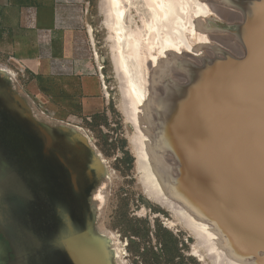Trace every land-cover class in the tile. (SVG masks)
Instances as JSON below:
<instances>
[{
    "label": "rangeland",
    "instance_id": "1",
    "mask_svg": "<svg viewBox=\"0 0 264 264\" xmlns=\"http://www.w3.org/2000/svg\"><path fill=\"white\" fill-rule=\"evenodd\" d=\"M108 1L91 0V26L98 56L95 69L100 84L96 95L83 94L79 80L69 82L36 76L17 64L8 68L13 76L0 73V108L7 110L8 100L16 109L14 117L0 115V121L8 130V134H1L6 130L0 133V264H75L65 245L60 243L71 237H75L77 264H213L214 256L207 252L208 245L190 227L181 210L177 208V212L176 208L167 206L162 198L158 200L145 188L133 140L146 133L152 147L156 145L153 152L159 156L157 163L170 188L168 199L174 200L175 207H184L183 183L188 179L184 174L185 164L176 154L175 141L168 142V131L164 133L163 128L171 124L179 106L188 107L186 93L192 91L203 99L201 73L208 72V78L214 79L220 67L239 62L246 63L247 67L257 64L259 53L263 55L264 34L259 32L260 37L254 44L257 48L249 52L244 36L235 32L246 22L244 10L238 9L237 2L259 8L264 0H188L189 24L184 42L158 51L153 56L155 59L149 55L150 68L142 70V85L147 86L143 85L146 107L138 125L129 113L135 103L128 97L129 85L117 50V38L110 27L114 20L110 13L112 4L110 8ZM221 2L224 5H220ZM210 3L213 4L211 9ZM225 6L231 9L230 13ZM220 7L227 9L226 12L223 9L225 16L212 10ZM247 8L251 15L253 8ZM131 14L137 34L141 20L133 8ZM126 51L129 57H134L132 47ZM4 63L0 59V67ZM85 71L92 72V69ZM248 92L225 91L217 100L223 108L217 107L214 112L219 115L223 136L230 138L224 150L215 153L218 167L210 168V172L216 174L214 189L221 201L230 199L233 188L237 189L239 203L242 201V181L237 179V186L232 183L235 169L244 176H253L247 145L255 135L257 141L264 118L255 129H248L250 119L245 121L244 118L249 102L245 100L237 107L238 95L246 96ZM227 94L235 96L228 99ZM61 124L79 127L88 136L90 147L73 139L71 131L61 130ZM45 135L50 144L47 152L43 149ZM237 147L240 156L235 152ZM93 151L101 154L111 170L108 181L91 168ZM252 151L254 156H262L264 146L258 142ZM234 161L237 164L232 167L234 165L230 164ZM54 204L63 206L61 217L56 216ZM68 211L72 216V229L66 217ZM216 216L206 215L211 220L216 218L215 223L220 224ZM259 249L264 250L261 246ZM247 257L250 254L245 255Z\"/></svg>",
    "mask_w": 264,
    "mask_h": 264
},
{
    "label": "bare ground",
    "instance_id": "2",
    "mask_svg": "<svg viewBox=\"0 0 264 264\" xmlns=\"http://www.w3.org/2000/svg\"><path fill=\"white\" fill-rule=\"evenodd\" d=\"M110 1L111 3L109 4ZM188 2V0H109L107 2L109 7L112 4V8L110 7L112 11L110 10V13H112L111 16L113 18H111L114 21L110 19L113 21V25L111 24L110 27H112V31L114 30V35L117 38V50L120 55V60H122L124 64L123 72L127 78V84L129 85L127 88L129 90L126 91L130 95L128 97H131L132 102L135 103V108H131L133 111L129 109V113H132L131 116H133L137 125L141 124L139 120L140 114L141 112L143 113V109L146 107V98H144L146 97V94L143 88L144 84L142 85L141 74L143 71H147L150 66H148L150 63L147 61L149 60L147 58L149 55L153 57L158 51L165 50L166 47H176L184 42L183 38L185 37V34H187V26L189 24L186 14ZM221 4L222 2L220 5ZM243 5L244 4L237 2L238 9L243 8L244 10L243 12L245 14L246 22L245 24L238 26L237 29H235V32L239 36H244L243 40H245L246 47L249 49V52L250 50H253L254 52V48H257L254 45L255 41L258 37H260L259 32L264 34V5L258 6L259 8H253L248 4ZM212 6L213 4L210 3V9ZM247 6H250V9L253 8V13L251 15H249ZM132 8L139 15L142 24L141 27L137 28V34H135L133 30V28L137 26L134 17L131 14ZM214 8L212 9L214 12L218 14L221 13L225 16V14H223L224 8L222 9V7H220L222 10L219 8H216L218 10H215ZM225 8L227 7L225 6ZM227 9H224L225 12ZM230 10L228 13H230ZM128 47L133 48L134 57H129L127 55L126 50ZM260 54L262 53H259V60H257L256 65L257 68H259V73L264 79V49L263 55ZM256 65L247 67L246 63L242 64L239 62L230 66H223L220 67L219 71L216 73L218 77H215L214 79L208 78V72H204L203 74L201 73L200 82L202 84L200 86L204 87L203 99L196 97L192 91L186 93V103L188 104V107L186 104L185 106H179L176 113L174 111V115L171 118V124L164 126V133L168 131V142H176H174V147L177 148L175 149L176 154L180 155L186 168V171L184 169V174L188 179L184 181L185 183H183L184 190L186 191L183 193V195L185 194L184 196H186V198H183V200L186 199V201H184V207H175L177 205L174 204V200L172 199V201H170L168 199L170 196V188L165 183L162 176V169L157 163L159 156L153 152L156 145L152 147L151 142L148 140L149 137L147 136V138L145 136L146 133H143L144 135L142 137L138 135L139 137H137V139L133 138L139 163L138 165L142 170L141 178L146 186L144 187L150 193L158 197V200L162 198V200L167 203V206L169 205L172 209L179 208V210H181V214L185 216L184 218H188L189 221L187 219L186 220L189 222L190 227L195 230L194 232L197 233L198 237L201 236V238L204 239V244L208 245L207 252L213 254L214 256L213 264H264V250H260L261 248L259 249L260 246L264 249V243L262 244V239L264 238V155L261 154L262 156H254V151H252V148L255 147L258 142L260 143V146H264V117L260 116L259 118V116L253 115V110H251L250 105L247 110H245L246 117L244 118L245 121H249L250 119L248 129L251 130L261 122L263 123V128L261 129L260 127V134L257 135L258 142L254 140L255 135L254 138L251 137V142L247 145L248 156H250L249 162L252 164L250 167L251 174L253 176H244V174H241L239 169H235L236 171H234L235 177L232 183L237 186V179H240L243 183L244 188L242 189L241 195L242 201L239 203L237 200L238 193L237 189L234 191V188L232 189L233 195H231L230 199L227 201H221V197L218 195L219 193H217L214 189L216 174H214L215 172H210V168L214 169L215 165L216 168L218 167L215 153H221V151L224 150L223 146L228 144V140H230L229 137L227 140L225 136H223L224 132L222 126L220 127L219 124V115L214 113L217 107L218 109H221V107L223 108L222 103H218L217 100L223 94H226L224 93L225 91L232 92L235 90L237 91V89L240 92L242 91V94L249 91L247 96H253L252 91L250 90H256V86L252 87L254 83H257V88H264V84H262L263 86L260 84V81L262 83L264 80L261 77L258 78L256 76ZM0 73L7 76L14 75L12 70L10 71L4 66L0 67ZM253 78L256 79L253 80ZM149 81L151 82V80ZM145 86L146 85H144V87ZM150 87L151 85H149V89L151 90ZM208 87L213 89L209 92L207 90ZM247 88L250 90H247ZM227 95L229 96V94ZM232 96H229L228 99H231ZM260 98L263 99V97ZM260 98L253 97L254 103L258 109L260 107L264 108V102L261 101ZM245 100H247L246 96L238 95L237 107L239 105L241 107ZM175 103H177V101ZM174 105L176 106L177 104ZM258 109L257 112H259ZM126 113L129 114L127 110ZM259 120L261 121L260 123ZM135 127L137 126L135 125ZM60 128L64 131H71L73 139L90 147L91 144L88 136H86L79 127L71 124H61ZM148 128L150 127L148 126ZM140 129L142 130L143 128ZM228 130H230V128H228ZM235 134L237 135V132H235ZM245 134L247 137L249 136L248 132ZM171 135L175 138L173 139ZM238 137L236 138L239 139ZM158 142H161L159 141V138ZM237 143L238 142L236 141V144ZM238 148L239 147H237L235 152H238L239 154ZM170 162H172V160H169V163ZM236 164L237 161H234L230 165H234L232 167H235ZM90 166L96 173L104 176L106 181L110 179L112 174L111 170L104 163L100 153L93 151ZM239 174H241L242 180L239 178ZM99 195L101 194L99 193ZM95 198H97V196H95ZM176 211L178 212V209ZM227 211L230 213H226ZM206 215L209 217L217 215L219 217L220 224L215 223L216 218L211 220L207 218ZM244 219H248V221L243 223L242 220ZM225 225L228 229L225 228ZM223 228L225 231L227 230L228 233H225ZM208 253L207 255H209ZM248 254H250V257L245 258V255ZM197 255L199 258H204L202 254ZM115 256L117 257L118 255L116 254Z\"/></svg>",
    "mask_w": 264,
    "mask_h": 264
},
{
    "label": "crops",
    "instance_id": "3",
    "mask_svg": "<svg viewBox=\"0 0 264 264\" xmlns=\"http://www.w3.org/2000/svg\"><path fill=\"white\" fill-rule=\"evenodd\" d=\"M95 57L91 0H0V59L36 76L79 80L94 96Z\"/></svg>",
    "mask_w": 264,
    "mask_h": 264
},
{
    "label": "water",
    "instance_id": "4",
    "mask_svg": "<svg viewBox=\"0 0 264 264\" xmlns=\"http://www.w3.org/2000/svg\"><path fill=\"white\" fill-rule=\"evenodd\" d=\"M256 68H257V65H256ZM260 73H259V68H257V71H256V76L259 78V77H261L262 78V76H261V74L259 75ZM256 77V78H257ZM256 78H253V80L254 79H256ZM263 79V78H262ZM261 79V80H262ZM264 80V79H263ZM260 84H261V86H263L262 84H264V81H262V83H261V81H260ZM256 86V90H250V91H252V95L253 96H247L246 95V98H247V101L249 102V105L251 106V110H253V115H255V116H259V118H260V116H263L264 117V108H262V107H260L259 109L256 107V105H255V103H254V99H253V97H263V99H261V101H263L264 102V88H257V83H254V85L252 86V87H255ZM249 88H247V90H248ZM251 89H253V88H251ZM2 95V93L0 92V97H2L1 96ZM7 102H8V109L7 110H5V109H2V108H0V115H2V113L3 114H5L7 117H14V114H16L15 113V111H16V109H15V105L12 103V104H10L9 103V101L7 100ZM257 109H258V111L259 112H257ZM256 113H255V112ZM28 127L30 128L31 127V124H28ZM2 130H6V127H4V124H3V121L1 120L0 121V133H1V131ZM8 134V130H6V131H4L3 133H1V134ZM46 136L47 135H45V137H44V144H43V149H44V151H46L47 152V150H48V147H49V145L47 144V141H46ZM14 138L15 137H13V139H12V141H14ZM51 143V142H50ZM14 145H15V143H14ZM1 147V146H0ZM12 148H13V146H11ZM54 206H56L55 208H54V212H55V214H56V216L57 217H61V212H62V207L60 206V205H58V204H54ZM44 209H46V208H44ZM45 211V210H44ZM66 217L68 218V220H69V226H70V229H72V216L70 215V213H69V211L68 212H66ZM74 238L75 237H71L70 239L68 238V239H66V240H61L60 241V243L62 244V245H65V247H66V252H68V254H70L71 255V257H72V260H73V262L75 263V264H77L78 263V260H77V257H78V255H77V251H76V249H74V247H73V244H74ZM94 264V263H93Z\"/></svg>",
    "mask_w": 264,
    "mask_h": 264
},
{
    "label": "built area",
    "instance_id": "5",
    "mask_svg": "<svg viewBox=\"0 0 264 264\" xmlns=\"http://www.w3.org/2000/svg\"><path fill=\"white\" fill-rule=\"evenodd\" d=\"M9 60H10V59H9ZM3 65L6 66V67H8L9 69H11V66L13 65V63L10 62V61H6V63H4ZM19 66L22 68L21 65H19Z\"/></svg>",
    "mask_w": 264,
    "mask_h": 264
}]
</instances>
